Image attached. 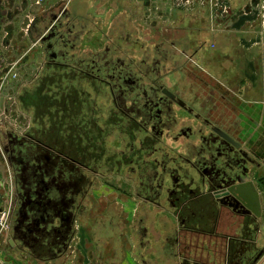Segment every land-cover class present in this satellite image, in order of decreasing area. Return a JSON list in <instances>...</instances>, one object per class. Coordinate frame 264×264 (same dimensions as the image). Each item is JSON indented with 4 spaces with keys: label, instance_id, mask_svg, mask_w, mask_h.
Segmentation results:
<instances>
[{
    "label": "flooded vegetation",
    "instance_id": "af4514ba",
    "mask_svg": "<svg viewBox=\"0 0 264 264\" xmlns=\"http://www.w3.org/2000/svg\"><path fill=\"white\" fill-rule=\"evenodd\" d=\"M49 11L15 36L29 53L15 68L32 78L0 116V261L121 264L129 248L134 264H264V131L169 89L164 78L186 57L149 50L124 14L111 43L82 56L85 27ZM31 52L40 64L28 66ZM244 187L258 216L228 192Z\"/></svg>",
    "mask_w": 264,
    "mask_h": 264
},
{
    "label": "crops",
    "instance_id": "0c3cea01",
    "mask_svg": "<svg viewBox=\"0 0 264 264\" xmlns=\"http://www.w3.org/2000/svg\"><path fill=\"white\" fill-rule=\"evenodd\" d=\"M60 1L70 4L68 0H55V3ZM82 1L87 3L86 0ZM154 1L163 7L167 0ZM261 2L262 0H171V6L174 9L172 24H177L180 28L179 25L184 24L182 21L184 20L189 28L186 29L187 32L192 30L195 31L194 33H201L202 38L199 39L201 42L206 41L211 48H203L201 43L196 42V37H188L190 33H187L186 37L184 35L185 38L183 36L180 38L181 43L170 41L167 47L172 51L179 49V54L183 56L192 54L197 58L199 54L204 53L205 68L210 69V72L220 79L217 81L218 84L226 90L227 97L224 105L231 110L227 112L241 113L250 121L252 120L250 123L253 129L264 131V27L260 21ZM51 7L53 6L44 7V9ZM66 8L71 11L68 5ZM0 9H3L0 42L6 33L5 27H13L12 39H8L6 45L2 46L0 43V79H2L3 72L12 71V68L18 66L29 54L18 49V42L15 39L18 31L24 27V20L31 21L35 14H39L44 9L35 5L32 0H0ZM79 21L85 27L82 20ZM27 47L30 49L32 46ZM31 53L28 66L40 64L42 58L34 52ZM191 63L194 64L193 61ZM217 67L220 71L218 75L215 69ZM231 76L234 78L233 81ZM250 127L251 125L246 124L244 129ZM124 252L125 258L121 264H134L129 258V248H126ZM186 258L185 261L181 259L178 263H195L194 256L186 255ZM1 264L17 263L5 258Z\"/></svg>",
    "mask_w": 264,
    "mask_h": 264
},
{
    "label": "rangeland",
    "instance_id": "374dc122",
    "mask_svg": "<svg viewBox=\"0 0 264 264\" xmlns=\"http://www.w3.org/2000/svg\"><path fill=\"white\" fill-rule=\"evenodd\" d=\"M68 1L70 4H66V1L55 3V0H36L33 3L35 5H39L38 7L41 9L50 5L53 6L49 8L50 16H59L68 5V9H71V11L67 10V8L65 9L68 15H71L74 18L77 17L78 20H82L85 25V29L82 34L80 51H78V54H82V56L86 55L90 49L95 50L101 45L104 46L107 43H111V39L108 36V32L110 30L109 27L114 22L116 23L119 21L118 24L120 23L122 20L120 17L121 14L125 15L126 22L130 20V26L132 27L131 30L137 32V36L141 38L139 39V42L147 46L149 50H153L154 47L163 43L162 47L168 50V53L172 52V54L176 56L180 53V50L173 49L172 51L171 48L167 47L168 42L179 41V43H181L182 41L180 42V38H182V36L185 38L187 33H190L188 34V37H196V42L200 43L201 41V39H199L202 36L201 33H194L195 31L192 30L187 32L189 28H187L184 20H182L184 24L181 26L179 25L180 28L177 27V24H172L171 18L172 16L174 17V9L171 6V0H167L163 7L160 6V3L154 0H86L87 3L82 0ZM113 19L114 22H112ZM98 21L100 22L99 28L95 25ZM122 23L125 25L124 22ZM32 45L35 44L32 43L30 46ZM188 56L189 55H186V58H182V61H184L183 65L179 66V63V67L176 68V72L174 71L173 74L171 73L169 76L164 78L166 86L178 96L185 99L196 111L202 112L203 114H208V112L211 113L212 111L216 112L215 109L211 110V106H215V108L220 112L231 111L222 103L218 104L221 92L218 88L215 89L214 85H217L216 81H220V79L214 76V74L210 72V69L205 68L206 55L201 53L197 56V58L196 56L192 57L191 59L194 64H186L187 62H185V59H187ZM178 57L181 58L182 55L179 54ZM20 71L22 73L18 72L17 68H12V71L8 74H6V72H3L2 74L3 78L0 79L1 117H4L5 107L10 101L9 98L15 96L16 89L18 88L19 91L21 87L25 85L30 78H32L31 74L28 75L26 68H21ZM237 79H239V77ZM233 80L234 78L231 76V81ZM3 82H5V84H3ZM205 82L207 85H210V89L203 85L206 84ZM225 97H227L226 94ZM232 116L233 118L241 117L243 120L248 119V117H244L241 113H233ZM6 117L7 119L5 121L10 124L13 123L15 125L14 127L17 128L16 122H14V120H10L8 115H6ZM215 118L216 120L219 119V117ZM18 121L20 122L21 119L19 118ZM135 205L137 206L136 203H134V207ZM132 207L133 206L130 205V208Z\"/></svg>",
    "mask_w": 264,
    "mask_h": 264
},
{
    "label": "water",
    "instance_id": "95a60500",
    "mask_svg": "<svg viewBox=\"0 0 264 264\" xmlns=\"http://www.w3.org/2000/svg\"><path fill=\"white\" fill-rule=\"evenodd\" d=\"M57 17H58V15L57 16L56 15H53V16H51V18L49 20L51 22H53L54 20H56ZM48 29L49 28H47V30ZM43 34H44V32L43 33L41 32L40 34H38V36L35 37V39H31V42L34 43V44H36V43H38L40 41H43L45 39L43 37ZM168 95H169V93H168ZM228 192L231 195H237V197L242 200V204L245 207H247L248 210H250L256 216L259 215V208H260V206H259V203H258V195L252 190V188H249L248 189V188H245L244 187L241 190V192H236L234 190V188H233V189H228ZM234 193H236V194H234ZM224 195H228V193H224Z\"/></svg>",
    "mask_w": 264,
    "mask_h": 264
},
{
    "label": "built area",
    "instance_id": "2783aa9c",
    "mask_svg": "<svg viewBox=\"0 0 264 264\" xmlns=\"http://www.w3.org/2000/svg\"><path fill=\"white\" fill-rule=\"evenodd\" d=\"M260 19L261 25L264 27V0L260 4ZM0 225L2 226V219H0Z\"/></svg>",
    "mask_w": 264,
    "mask_h": 264
}]
</instances>
